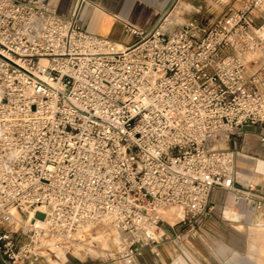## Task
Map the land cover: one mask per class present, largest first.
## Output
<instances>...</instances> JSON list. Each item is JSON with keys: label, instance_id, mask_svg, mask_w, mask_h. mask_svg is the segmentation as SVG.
Masks as SVG:
<instances>
[{"label": "built area", "instance_id": "obj_1", "mask_svg": "<svg viewBox=\"0 0 264 264\" xmlns=\"http://www.w3.org/2000/svg\"><path fill=\"white\" fill-rule=\"evenodd\" d=\"M258 12L264 0L209 25L124 22L123 45L51 0H0V260L137 264L180 238L161 228L168 208L191 230L214 190L254 197L227 141L255 126L264 143ZM99 227L114 233L100 254Z\"/></svg>", "mask_w": 264, "mask_h": 264}, {"label": "crops", "instance_id": "obj_2", "mask_svg": "<svg viewBox=\"0 0 264 264\" xmlns=\"http://www.w3.org/2000/svg\"><path fill=\"white\" fill-rule=\"evenodd\" d=\"M242 1L244 0H51L63 16H70L73 11L77 10V21L88 32L123 45L133 41V38L124 31V22L140 30H149L163 18L167 21L172 13H188L187 20L196 21L194 17L198 13H216V17H219L220 13H226L229 8H239ZM263 21V12L254 15L256 26L262 24ZM174 23L177 22L174 21ZM262 135L263 133L257 127L246 126L241 129H234L227 141V146L237 151L235 169L237 180L242 186H247L244 182L251 178V173L246 169L245 163H252L251 169L254 172L264 170L256 166L257 161L263 160L255 157L264 149V143L261 142ZM236 161H239V164ZM253 194L254 197L241 199L254 203L256 201L255 196H261V193L260 195ZM169 224L164 220L161 223V228L170 236L181 235ZM176 240L164 242L158 245L155 250L145 249L137 264H180L184 260L175 243ZM76 264L108 263L102 259H85L82 262H76Z\"/></svg>", "mask_w": 264, "mask_h": 264}, {"label": "rangeland", "instance_id": "obj_3", "mask_svg": "<svg viewBox=\"0 0 264 264\" xmlns=\"http://www.w3.org/2000/svg\"><path fill=\"white\" fill-rule=\"evenodd\" d=\"M188 17V13H172L167 21L184 23ZM194 18L198 23L209 25L217 17L216 13H198ZM255 157L264 161V149ZM263 161L256 162L257 168L264 169ZM245 167L251 178L244 184L250 186L251 193L264 196V170L254 172L252 163H245ZM208 202L210 207L194 220L191 230L181 223L174 226L181 234L175 242L184 260L180 264H264V204L257 208L251 201L243 199L235 203L233 195L222 190H214ZM163 216L169 223L165 213ZM96 231L99 241L96 240L93 246L100 254L101 247H110L114 233H105L102 227ZM17 238L23 240L24 236L19 234ZM0 264H3L1 260Z\"/></svg>", "mask_w": 264, "mask_h": 264}, {"label": "bare ground", "instance_id": "obj_4", "mask_svg": "<svg viewBox=\"0 0 264 264\" xmlns=\"http://www.w3.org/2000/svg\"><path fill=\"white\" fill-rule=\"evenodd\" d=\"M164 213H165L166 219H168V221H169L170 224H173L174 222H176L177 220H179V218L181 217V213H180L179 209H177V208H168ZM234 215H236V214H234ZM163 219H164V216H163Z\"/></svg>", "mask_w": 264, "mask_h": 264}]
</instances>
